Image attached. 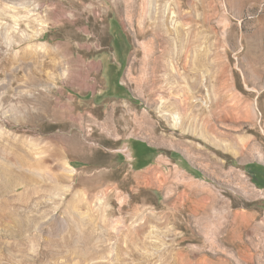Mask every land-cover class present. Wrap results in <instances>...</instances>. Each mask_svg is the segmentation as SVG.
I'll use <instances>...</instances> for the list:
<instances>
[{"label":"rangeland","instance_id":"obj_1","mask_svg":"<svg viewBox=\"0 0 264 264\" xmlns=\"http://www.w3.org/2000/svg\"><path fill=\"white\" fill-rule=\"evenodd\" d=\"M180 1L151 5L193 56L203 15L205 74L170 108L132 0H0V264H264V0Z\"/></svg>","mask_w":264,"mask_h":264},{"label":"bare ground","instance_id":"obj_2","mask_svg":"<svg viewBox=\"0 0 264 264\" xmlns=\"http://www.w3.org/2000/svg\"><path fill=\"white\" fill-rule=\"evenodd\" d=\"M132 1L133 2L130 3V8L136 9L138 15L141 17V22L143 24L142 35L151 37V46L148 48L143 68V71L145 72V85L147 90L152 94H166L162 96L166 97L163 104H165L167 107L171 108L172 106H178V101L180 100H182L184 104H186L188 107L193 106L194 104L192 102L187 101V95L184 94L179 95V97H177L176 95L171 94H173L174 91L177 90V87H179L183 82H185V84H192L190 78L193 74L196 75V85L198 89L202 90L204 81L203 76L205 74V47H203L205 39L203 29V15H200L198 20V40L201 45V49L199 50L197 55L193 56L191 52L192 25H190L189 28L186 29V36L184 37L183 42H181V47L178 48V43L173 46L174 42L173 39L170 37V35L173 33V30L170 28V26L167 27V29H164L165 25L163 26L164 28L161 27V23L160 21H158L160 17L158 8H154L151 5V3H153V0ZM180 2L184 6L188 5L187 0H181ZM201 8L202 6L200 5L199 9ZM131 11L132 10H130L129 12ZM130 16L131 13H129V17ZM190 16L188 15L189 18ZM186 23L188 24V22ZM63 31L65 43H69L70 36L66 30ZM62 53L64 56L61 62L63 66H65V69L69 70L71 65L70 59L66 57V47L62 48Z\"/></svg>","mask_w":264,"mask_h":264},{"label":"crops","instance_id":"obj_3","mask_svg":"<svg viewBox=\"0 0 264 264\" xmlns=\"http://www.w3.org/2000/svg\"><path fill=\"white\" fill-rule=\"evenodd\" d=\"M126 147L129 153L130 164L137 167V169L157 163L158 158L161 156V152L157 147L142 139L129 138L126 142ZM122 158L125 159V155L122 154Z\"/></svg>","mask_w":264,"mask_h":264},{"label":"trees","instance_id":"obj_4","mask_svg":"<svg viewBox=\"0 0 264 264\" xmlns=\"http://www.w3.org/2000/svg\"><path fill=\"white\" fill-rule=\"evenodd\" d=\"M119 87L122 85L118 83ZM134 167V166H133ZM137 169V167H134ZM245 169L248 171L249 175L251 176V179L253 183L259 187H264V165L258 164V163H248L245 165Z\"/></svg>","mask_w":264,"mask_h":264}]
</instances>
